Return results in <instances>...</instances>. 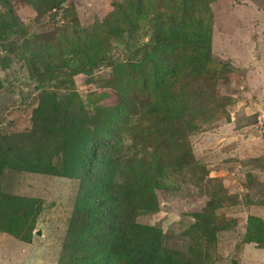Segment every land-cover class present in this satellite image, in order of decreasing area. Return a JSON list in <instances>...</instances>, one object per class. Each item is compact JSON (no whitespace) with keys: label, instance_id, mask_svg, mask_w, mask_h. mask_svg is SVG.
Segmentation results:
<instances>
[{"label":"rangeland","instance_id":"374dc122","mask_svg":"<svg viewBox=\"0 0 264 264\" xmlns=\"http://www.w3.org/2000/svg\"><path fill=\"white\" fill-rule=\"evenodd\" d=\"M55 4L0 0V264H254L264 0Z\"/></svg>","mask_w":264,"mask_h":264},{"label":"trees","instance_id":"16d2710c","mask_svg":"<svg viewBox=\"0 0 264 264\" xmlns=\"http://www.w3.org/2000/svg\"><path fill=\"white\" fill-rule=\"evenodd\" d=\"M68 0H55L56 7H59L61 4H64ZM8 28L10 30H13V24H8ZM110 30H113L112 28ZM163 44H172L176 42H182L181 39L179 38H164L161 41ZM208 55L210 52H208V49L206 51ZM104 143L100 140L99 143L95 146L93 145L90 149L87 151H80V167H77V172L74 171V174L79 176L80 178H83L85 180H89V175L91 174L90 172V167L93 168L94 164L99 160V151L101 150V145ZM0 153V162L5 166L7 164V155H1ZM1 222V221H0ZM261 225V224H260ZM259 225V226H260ZM264 225V223H263ZM113 228V225L108 226L103 232H107L109 228ZM137 228L136 226H133L132 229ZM261 229L255 228V230H249L247 232V237L246 240L249 241V243H256V244H261L263 239L262 237L264 236V229L262 230V227L260 226ZM136 233V230L134 231ZM140 233V232H139ZM153 232H150V236L147 237V239L144 241V244L142 241L140 242L139 240H131L130 241V251L129 254L131 255V262L132 264H154V261L158 258H154V249L152 248V240L153 238L151 235ZM158 264H177L175 260L173 261L170 258H164L161 259V261L158 262Z\"/></svg>","mask_w":264,"mask_h":264},{"label":"crops","instance_id":"0c3cea01","mask_svg":"<svg viewBox=\"0 0 264 264\" xmlns=\"http://www.w3.org/2000/svg\"><path fill=\"white\" fill-rule=\"evenodd\" d=\"M248 250H251V249L247 248L244 254H246L247 256H250L249 259H254L255 260L254 264H264V250L253 249L252 252H249Z\"/></svg>","mask_w":264,"mask_h":264}]
</instances>
